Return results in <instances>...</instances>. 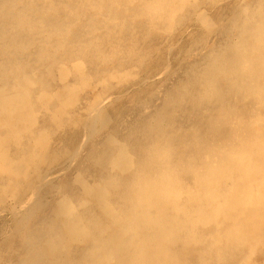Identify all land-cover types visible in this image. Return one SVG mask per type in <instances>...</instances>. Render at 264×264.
Masks as SVG:
<instances>
[{
	"label": "rangeland",
	"instance_id": "1",
	"mask_svg": "<svg viewBox=\"0 0 264 264\" xmlns=\"http://www.w3.org/2000/svg\"><path fill=\"white\" fill-rule=\"evenodd\" d=\"M2 1L0 264H264V0Z\"/></svg>",
	"mask_w": 264,
	"mask_h": 264
},
{
	"label": "bare ground",
	"instance_id": "2",
	"mask_svg": "<svg viewBox=\"0 0 264 264\" xmlns=\"http://www.w3.org/2000/svg\"><path fill=\"white\" fill-rule=\"evenodd\" d=\"M1 1H2V0H1ZM5 1H6V3H7L9 0H8V1H7V0H3L2 2H5ZM19 1H20V0H19ZM42 1H43V0H42ZM42 1H41V2H42ZM144 1H145V0H144ZM146 1H147V0H146ZM161 1H162V0H161ZM2 2H1V3H2ZM35 2H36V1H35ZM137 2H138V1H137ZM10 3H11V2H10ZM4 4H5V3H4ZM36 4H37V3H36ZM46 4H47V3H46ZM135 4H136V3H135ZM2 5H3V4H2ZM10 5H11V4H10ZM21 6H22V5H21ZM65 6H66V5H65ZM65 6H64V7H65ZM133 6H134V5H133ZM3 7H4V6H3ZM11 7H12V6H11ZM18 7H19V6H18ZM32 7H33V6H32ZM1 8H2V6H1ZM13 8H14V7H13ZM43 8H44V7H43ZM57 8H58V7H57ZM73 8H74V7H73ZM2 9H3V8H2ZM44 9H46V8H44ZM47 9H48V8H47ZM51 9H54V8H51ZM5 10H6V9H5ZM7 10H8V9H7ZM18 10H19V9H18ZM54 10H55V9H54ZM57 10H58V9H57ZM64 10H67V11H69V12H72V8H71L70 6H68L67 9H64ZM96 10L99 11L98 7L96 8ZM156 10H157V9H156ZM0 11H1V10H0ZM8 11H9V10H8ZM12 11H13V10H12ZM16 11H17V8H16ZM20 11H22V10H20ZM160 11H161V10H160ZM162 11H163V10H162ZM26 12L28 13V10H27ZM30 12H31V11H30ZM62 12H63V11H62ZM69 12H67V13L70 14ZM156 12H157V11H156ZM158 12H159V11H158ZM23 13H24V12H23ZM74 13H75V12H74ZM99 13H100V12H99ZM0 14H1V13H0ZM28 14H29V13H28ZM63 14L65 15L66 12L63 13ZM19 15H20V14H19ZM21 15H23V14H21ZM70 15H71V14H70ZM73 15H74V14H73ZM103 15H104V14H103ZM106 15H107V14H106ZM24 16H25V14H24ZM66 16H67V14H66ZM68 16H69V15H68ZM71 16H72V15H71ZM162 16H164V15H162ZM27 17H29V16H27ZM27 17H26V18H27ZM22 18H23V17H22ZM32 18H33V17H32ZM20 19H21V18H20ZM29 19H30V18H28V20H29ZM21 20H24V19H21ZM30 21H31V20H30ZM34 21H35V20H34ZM34 21H33V22H34ZM44 21H45V19H44ZM18 22H19V21H18ZM23 22L25 23V21H23ZM34 23H36V21H35ZM19 25H20V24H19ZM27 25H29V24H27ZM37 25H39V24L37 23ZM41 25H42V24H41ZM20 26H21V25H20ZM25 26H26V25H25ZM32 26H33V25H32ZM35 26H36V25H35ZM55 26H56V27H55V30H58V29L60 28V27H59L60 25H58V24H56ZM35 28H36V27H35ZM44 28H45V27H44ZM41 29H42V28H41ZM49 37H50V36H49ZM7 41H8V40H7ZM51 45H52V44H51ZM56 46H57V45H56ZM55 48H56V47H55ZM26 92H27V90H26ZM1 101H2V100H1ZM93 115H94V114H93ZM86 120H87V119H86ZM2 145H3V144H2ZM156 145H157V144H156ZM125 147H126V146H125ZM153 147H154V146H152V148H153ZM156 147H157V146H156ZM159 147H160V146H159ZM152 148H151V149H152ZM160 148H161V147H160ZM149 150H150V149H148V151H147V152H148L147 155L149 156V158H150V157L152 158V162H153V164H154L155 161H158V160L155 159V157L157 156V154L159 153V151H158V153L156 154V153H154V152L152 153L151 150H150V152H149ZM154 150H155V149H154ZM157 150H158V149H157ZM120 151H121V154H122L124 157L129 156V155H128V154H129V151H128L126 148H122ZM120 151H119V152H120ZM163 151H164V150H163ZM166 152H167V151H166ZM151 153H152L153 155H151ZM119 154H120V153H119ZM119 154H118V156H119ZM261 155H262V154H261ZM158 157H159V156H158ZM158 157H157V158H158ZM115 159H116V158H115ZM118 160H119V159H118ZM113 161H115V160L113 159ZM119 161H120V160H119ZM8 162H9V161H8ZM120 162H121V161H120ZM126 162H128V160H127ZM117 163H118V162H117ZM130 163H131V162H130ZM13 164H14V163H13ZM125 164H126V163H125ZM6 165H7V164H6ZM119 165H120V164H119ZM12 166H13V165H12ZM6 167H7V166H6ZM249 168H250V167H249ZM251 168H252V167H251ZM180 169H181V168H180ZM148 170H149V169H148ZM154 173H155V172H154ZM158 174H159V173H158ZM170 175H172V174H170ZM173 175H174V174H173ZM173 175H172V176H173ZM165 178H167V175H166V177L163 176L162 178H160L159 176H158V178H156V176H154V175L152 176V180H154L156 186H157V184H158V185H162V184L165 182V181H164ZM171 178H173V177H171ZM171 178H170V180H173V179H174V178H173V179H171ZM168 186H169V185H168ZM176 188H177V187H176ZM173 190L175 191L174 188H173ZM169 191H170V190H169ZM169 191H168V192H169ZM167 194H168V193H167ZM168 195H169V194H168ZM28 198H29V197H28ZM162 214H163V213H162ZM211 217H212V216H211ZM93 222H94V221H93ZM74 223H75V222H74ZM75 227H76V226H75ZM77 227H78V226H77ZM85 227H86V226H85ZM87 229H88V228H87ZM129 229H130V227H129ZM84 230H85V229H84ZM133 230H134V229H133ZM164 231H167V229H165Z\"/></svg>",
	"mask_w": 264,
	"mask_h": 264
}]
</instances>
